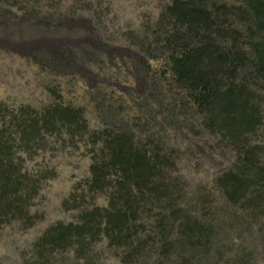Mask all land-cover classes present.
<instances>
[{"label": "rangeland", "instance_id": "1", "mask_svg": "<svg viewBox=\"0 0 264 264\" xmlns=\"http://www.w3.org/2000/svg\"><path fill=\"white\" fill-rule=\"evenodd\" d=\"M172 1L0 0V129L15 140L16 162L31 184L27 214L0 223V264H264V193L233 203L217 182L247 145H264L263 128L245 134L210 126L175 84L167 67V46L177 43L166 14ZM246 1L210 4L235 11ZM245 74L249 68L239 80ZM253 83L264 113V81ZM55 105L79 110L85 129L26 138L16 127L26 118L22 108L41 113ZM106 131L126 133L168 161L169 192L152 197L141 218L145 257L124 261L103 237L37 256L34 244L47 228L107 206L108 190L89 189ZM188 214L207 228L184 231Z\"/></svg>", "mask_w": 264, "mask_h": 264}, {"label": "trees", "instance_id": "2", "mask_svg": "<svg viewBox=\"0 0 264 264\" xmlns=\"http://www.w3.org/2000/svg\"><path fill=\"white\" fill-rule=\"evenodd\" d=\"M211 1L173 0L167 7L177 40L167 46L168 70L210 126L245 134L263 128L264 133L263 98L251 88L253 82L264 81V0H247L235 11ZM231 15L240 16V20L230 23ZM245 68L249 74L239 80ZM20 111L26 118L16 119V127L26 138L60 127L72 132L86 127L80 111L71 107L55 105L41 113L27 108ZM101 136L102 155L90 166L89 189L108 190L107 206L84 209L75 222H58L47 228L34 244L37 256H51L71 247L80 250L103 237L123 253L124 261L145 257L148 239L141 218L152 197L161 200L169 192L163 179L168 161L135 146L126 133L106 131ZM23 140L22 136L20 142ZM25 144L28 147V141ZM15 145L12 136L0 129V223L27 214L31 184L16 162ZM263 151L264 145H247L239 164L218 178L220 189L231 202L264 193ZM183 226L184 231L207 228L190 214Z\"/></svg>", "mask_w": 264, "mask_h": 264}]
</instances>
